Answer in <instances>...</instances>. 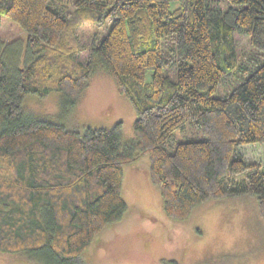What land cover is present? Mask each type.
I'll list each match as a JSON object with an SVG mask.
<instances>
[{"label": "trees", "instance_id": "obj_1", "mask_svg": "<svg viewBox=\"0 0 264 264\" xmlns=\"http://www.w3.org/2000/svg\"><path fill=\"white\" fill-rule=\"evenodd\" d=\"M215 1L0 0V24L11 18L28 35L23 66L0 49L1 253L80 264L128 210L124 167L144 154L171 219L238 193L255 194L264 218V164L240 147L264 142V60L240 62L234 35H249L264 54V0H228L225 10ZM110 19L103 37L84 29ZM100 63L135 108L134 139L124 140L122 122L80 131L24 109L28 92L58 89L69 112ZM233 73L239 83L214 95ZM189 125L203 137L169 150Z\"/></svg>", "mask_w": 264, "mask_h": 264}, {"label": "rangeland", "instance_id": "obj_2", "mask_svg": "<svg viewBox=\"0 0 264 264\" xmlns=\"http://www.w3.org/2000/svg\"><path fill=\"white\" fill-rule=\"evenodd\" d=\"M211 5L225 10L230 2L216 0ZM113 23L110 19L102 27L88 25L84 29L92 32V36L103 37ZM234 35L240 62L246 59L253 65L255 56L258 61L264 60L262 49L253 46L249 35L239 31ZM27 40L28 35L20 25L5 17L0 24V49L5 50L11 66L21 67L27 61ZM84 42L85 38L80 44ZM80 53L83 59L88 58L89 49ZM91 76L80 102L67 113L61 110L63 95L58 89L45 95L28 92L24 109L80 131L85 127L112 128L122 122L124 140L134 139L137 113L130 100L118 91L113 75L100 63ZM239 80L241 76L233 73L214 95L231 91ZM201 137L202 132L192 125L180 128L175 131L169 150L178 141ZM240 147L247 160L264 164V142ZM149 160L144 154L124 167L122 196L128 210L122 219L97 235L80 257V264H169L172 260L178 264H264V218L255 194L238 193L208 200L196 206L184 221H177L165 213L160 190L151 180ZM0 264L41 263L21 254L0 252Z\"/></svg>", "mask_w": 264, "mask_h": 264}]
</instances>
